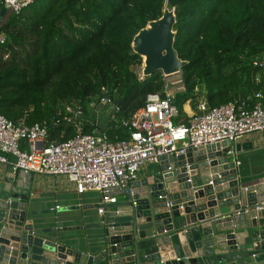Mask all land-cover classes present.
<instances>
[{
    "label": "trees",
    "instance_id": "trees-1",
    "mask_svg": "<svg viewBox=\"0 0 264 264\" xmlns=\"http://www.w3.org/2000/svg\"><path fill=\"white\" fill-rule=\"evenodd\" d=\"M175 9L174 49L186 64L184 91L176 94L179 116L189 102L209 107L228 102L255 105L264 99V0H167ZM165 0H35L0 27V114L26 125L52 122L71 105L83 114L98 102L101 89L114 100L107 110L114 120L105 131L113 140L128 131L118 126L145 105L149 94L161 93L163 76L156 72L138 80L142 65L133 53L134 35L162 16ZM256 63V64H255ZM242 94V101L239 100ZM82 133L97 128L81 120ZM178 123L179 121H175ZM76 134L61 121L49 129L47 142Z\"/></svg>",
    "mask_w": 264,
    "mask_h": 264
},
{
    "label": "water",
    "instance_id": "water-1",
    "mask_svg": "<svg viewBox=\"0 0 264 264\" xmlns=\"http://www.w3.org/2000/svg\"><path fill=\"white\" fill-rule=\"evenodd\" d=\"M167 3L131 42L144 77L175 76L186 64L174 49L175 9ZM7 12L13 15L0 9V21ZM103 97L112 101L110 110L118 107L119 99ZM238 148L231 142L188 148L164 157L151 177L116 190L121 199L106 207L100 223L106 243L96 256L43 239L55 229L33 228L29 188L18 181L31 174L8 169L0 180V264H264V182L243 185L237 178L228 158Z\"/></svg>",
    "mask_w": 264,
    "mask_h": 264
},
{
    "label": "built area",
    "instance_id": "built-area-1",
    "mask_svg": "<svg viewBox=\"0 0 264 264\" xmlns=\"http://www.w3.org/2000/svg\"><path fill=\"white\" fill-rule=\"evenodd\" d=\"M34 1L1 0V3L13 15H19ZM4 41V35L0 34V44ZM259 66H264V62ZM136 74L138 80H143L141 72ZM163 80L164 97L161 93L147 95L143 108L131 118L118 122V126L128 131L125 139L114 136L111 140L105 130L82 133V109L66 105L61 117L52 122L43 121L32 125H26L23 121L13 123L0 114V152L15 157V171L62 175L74 184L79 194L99 192L101 203L98 213L104 215V205L117 202L111 192L132 186L139 180V173L144 166H159L164 157L179 156L188 148L221 142L235 144L243 135L264 130V99L260 93L256 94L259 101L252 107L238 102L209 107L202 99L194 114L186 121L176 123L179 111L174 100L176 94L184 91V86L181 79ZM101 91L99 101L91 102L89 108L112 105L108 97H103V94L108 93L104 88ZM110 120H114V117L110 116ZM61 121L73 124L76 134L65 141L48 143L50 127ZM21 144H25L27 149L23 150ZM5 161L0 156V162Z\"/></svg>",
    "mask_w": 264,
    "mask_h": 264
},
{
    "label": "crops",
    "instance_id": "crops-1",
    "mask_svg": "<svg viewBox=\"0 0 264 264\" xmlns=\"http://www.w3.org/2000/svg\"><path fill=\"white\" fill-rule=\"evenodd\" d=\"M1 8H4V6L0 0ZM9 14L7 12L1 18L0 24H3L2 26L12 17ZM104 107L106 106H99L96 109V116H100L106 111L108 113L107 121L102 126L99 125L97 117L91 113L89 119L83 114L81 120L94 124L99 128L96 131H104L110 118L109 110H107V107L103 109ZM195 112L196 108L193 110L187 102L183 105L184 116L180 115L175 121H186ZM234 145L239 147L238 151L233 149L232 155L228 159L235 165L237 178L240 179L243 185L264 182V130L243 135ZM21 148L23 150L27 149L25 144H21ZM0 156L6 159L4 163L0 162V180H2L5 175H10L7 172L8 169L13 170L15 157L2 152H0ZM158 168V165L144 166L139 173V180L151 177L158 172ZM14 172L16 174L20 171L14 170ZM18 181L21 184L20 186L24 187V184H26L29 188L27 190L29 193L27 218L32 222L33 228L55 229L54 232L41 235L43 239L58 246L94 256L101 252L106 243V235L104 229L100 227V223L103 217L107 215L106 207L111 204H105V214L99 215L98 209L101 203L99 192L86 191L79 194L74 184L62 175L31 174L29 178L18 179ZM111 195L115 196L117 201L121 199L118 196V191H112ZM141 195L144 196L146 193H141Z\"/></svg>",
    "mask_w": 264,
    "mask_h": 264
},
{
    "label": "rangeland",
    "instance_id": "rangeland-1",
    "mask_svg": "<svg viewBox=\"0 0 264 264\" xmlns=\"http://www.w3.org/2000/svg\"><path fill=\"white\" fill-rule=\"evenodd\" d=\"M142 66L143 65H141L140 67H135L134 68V70H135V72L136 73H138V72H141V69H142ZM163 79H165L166 81L168 80V81H171V80H177V79H181V74H178V75H175V76H171V77H167V78H163ZM100 106V105H99ZM99 106H97V107H95V108H88V110L86 111V118L87 119H89V117L91 116L90 115V113L91 114H93V116H96L97 114V111H96V109H98V107ZM103 109H106V107H104ZM108 113H107V111H106V113L104 112L102 115H100V116H96L97 117V120L99 121V125L100 126H102L104 123H105V121H107V118H108Z\"/></svg>",
    "mask_w": 264,
    "mask_h": 264
}]
</instances>
